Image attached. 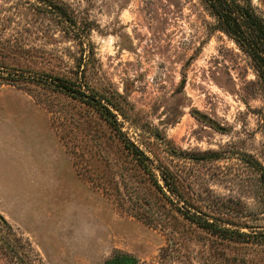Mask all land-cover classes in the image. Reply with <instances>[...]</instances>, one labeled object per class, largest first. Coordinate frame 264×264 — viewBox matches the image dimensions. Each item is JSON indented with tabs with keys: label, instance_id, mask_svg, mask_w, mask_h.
Returning a JSON list of instances; mask_svg holds the SVG:
<instances>
[{
	"label": "rangeland",
	"instance_id": "1",
	"mask_svg": "<svg viewBox=\"0 0 264 264\" xmlns=\"http://www.w3.org/2000/svg\"><path fill=\"white\" fill-rule=\"evenodd\" d=\"M50 1L66 17L0 0V217L22 261L264 264V245L173 211L94 108L19 78L73 80L83 59L82 83L120 106L122 133L156 174L178 175L189 215L264 233V89L251 58L201 0ZM251 2L264 18V0ZM0 264H13L1 249Z\"/></svg>",
	"mask_w": 264,
	"mask_h": 264
},
{
	"label": "trees",
	"instance_id": "2",
	"mask_svg": "<svg viewBox=\"0 0 264 264\" xmlns=\"http://www.w3.org/2000/svg\"><path fill=\"white\" fill-rule=\"evenodd\" d=\"M43 6L55 9L58 17H66V13L59 9L50 0H37ZM212 13L218 22V30L230 36L236 44L251 58L254 62L255 71L264 89V18L258 15L253 7L251 0H201ZM73 26H76L74 19H71ZM80 40V38H79ZM78 66L73 80L64 77H57L48 74H35L34 76H19L24 80H29L35 85L47 84L49 88L62 94H67L74 99H78L83 103L94 108L101 118L106 121L110 130L114 134V138L120 143L122 150L134 161L136 167L143 172L149 179V184L167 201L171 209L185 217L186 220L197 225L199 228L211 233L215 237L241 244H259L264 245V233H245L238 230L223 227L216 222H209L197 215H189L185 211L189 201L184 197L180 190V180L178 175L171 170L163 167H156L159 172L156 174L153 162L150 161L143 151L128 140L122 133L117 123V115L113 111H117L123 116L120 106L106 98L88 85L82 83V63ZM81 76V77H80ZM84 76V73H83ZM21 79V80H22ZM84 82V81H83ZM116 97H124L116 94ZM160 177V179H159ZM125 188L133 198H140V194L135 193V186L124 178ZM162 183V184H161ZM134 199V198H133ZM141 200H145L142 197ZM182 203L184 205H182ZM196 209H199L196 207ZM1 223L4 225V236L0 240V249L11 258L13 264H25L22 261L20 251L23 248L21 239L13 231L12 227L0 217ZM104 264H137L136 260L125 254H117Z\"/></svg>",
	"mask_w": 264,
	"mask_h": 264
}]
</instances>
